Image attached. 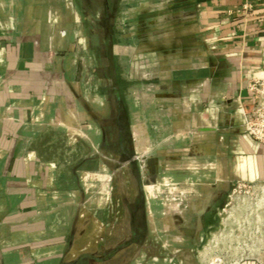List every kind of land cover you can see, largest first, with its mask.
<instances>
[{"label":"crops","instance_id":"0c3cea01","mask_svg":"<svg viewBox=\"0 0 264 264\" xmlns=\"http://www.w3.org/2000/svg\"><path fill=\"white\" fill-rule=\"evenodd\" d=\"M248 1L0 0V264L222 254L228 194L264 181Z\"/></svg>","mask_w":264,"mask_h":264},{"label":"rangeland","instance_id":"374dc122","mask_svg":"<svg viewBox=\"0 0 264 264\" xmlns=\"http://www.w3.org/2000/svg\"><path fill=\"white\" fill-rule=\"evenodd\" d=\"M227 199L220 211V227L224 231L221 237L227 241L226 249H223L221 255L214 253V247L218 244L214 243V239L217 240L218 235L213 236L209 233L200 245V252H207V264H244L246 262L264 264V181L236 185ZM162 203L158 202L160 206H156L159 211L163 209ZM170 236L173 235L162 231L153 235L154 241L162 245L169 243ZM229 240L232 242L230 243ZM169 250H166L169 259L170 257L173 259ZM170 264L177 263L170 262Z\"/></svg>","mask_w":264,"mask_h":264},{"label":"built area","instance_id":"2783aa9c","mask_svg":"<svg viewBox=\"0 0 264 264\" xmlns=\"http://www.w3.org/2000/svg\"><path fill=\"white\" fill-rule=\"evenodd\" d=\"M261 1V0H259ZM252 0L245 5L246 9L252 8ZM250 91L254 94L256 104L253 112L246 115V129L247 131L261 144L264 145V73L258 75L249 86ZM245 184H238L242 186ZM164 248L171 249L172 244L163 245ZM169 256L166 257V260ZM142 264H164L158 258H152L144 261Z\"/></svg>","mask_w":264,"mask_h":264},{"label":"water","instance_id":"95a60500","mask_svg":"<svg viewBox=\"0 0 264 264\" xmlns=\"http://www.w3.org/2000/svg\"><path fill=\"white\" fill-rule=\"evenodd\" d=\"M111 69L114 72V60H113V52L111 54Z\"/></svg>","mask_w":264,"mask_h":264},{"label":"bare ground","instance_id":"6f19581e","mask_svg":"<svg viewBox=\"0 0 264 264\" xmlns=\"http://www.w3.org/2000/svg\"><path fill=\"white\" fill-rule=\"evenodd\" d=\"M194 204V203H193ZM201 207V206H200ZM180 211V210H179ZM193 211H194V209H193ZM200 213V212H199ZM236 264H239V263H236Z\"/></svg>","mask_w":264,"mask_h":264}]
</instances>
